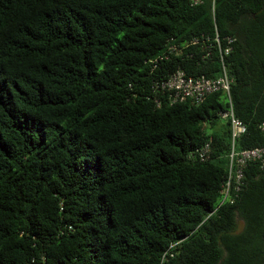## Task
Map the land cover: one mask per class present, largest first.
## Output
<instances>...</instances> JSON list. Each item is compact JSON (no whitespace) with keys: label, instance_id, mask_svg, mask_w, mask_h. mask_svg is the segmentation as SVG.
Returning <instances> with one entry per match:
<instances>
[{"label":"trees","instance_id":"trees-1","mask_svg":"<svg viewBox=\"0 0 264 264\" xmlns=\"http://www.w3.org/2000/svg\"><path fill=\"white\" fill-rule=\"evenodd\" d=\"M217 34L235 150L264 147V0H0V264H264L260 163L223 202L228 96L156 87L219 76Z\"/></svg>","mask_w":264,"mask_h":264},{"label":"built area","instance_id":"built-area-1","mask_svg":"<svg viewBox=\"0 0 264 264\" xmlns=\"http://www.w3.org/2000/svg\"><path fill=\"white\" fill-rule=\"evenodd\" d=\"M198 3L199 0H194ZM214 13V8H213ZM226 45L221 43L220 38L216 37V48L220 54L221 72L217 77H208L205 75H190L185 70H178L166 79L158 82L156 87L163 93L168 95V99L172 104L178 102H184L187 100H193L199 104L203 102L209 95L214 93L223 92L228 96L230 108L221 113V117L230 119L231 121V137H232V151L230 154L229 176L224 184L222 191L224 195L223 202L230 201L233 203L232 189L234 191H240L243 179V169L249 162L260 163L261 169L264 171V147L253 148L237 152L235 150V144L238 139L247 133V126L238 118L235 117L232 101L230 98L231 86L234 82V78L230 75L227 64V57L234 49L235 39L228 38ZM198 43V39L194 41V44ZM204 52L207 49H203ZM180 47L173 44L169 47L168 51L156 60L158 63L160 60L169 59L170 56H177L181 54ZM211 51H207L203 58L209 57ZM160 104V102H159ZM264 129V123L261 126ZM211 151L210 143L205 144L203 147L197 149L190 154V158L198 159L200 161H206L209 159ZM31 264H47V260L43 257L40 261L33 260Z\"/></svg>","mask_w":264,"mask_h":264},{"label":"rangeland","instance_id":"rangeland-1","mask_svg":"<svg viewBox=\"0 0 264 264\" xmlns=\"http://www.w3.org/2000/svg\"><path fill=\"white\" fill-rule=\"evenodd\" d=\"M243 227V222L241 220H239V229L241 230Z\"/></svg>","mask_w":264,"mask_h":264}]
</instances>
